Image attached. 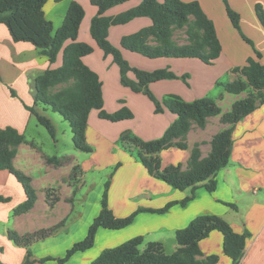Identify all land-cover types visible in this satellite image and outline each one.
Masks as SVG:
<instances>
[{
  "label": "trees",
  "instance_id": "obj_1",
  "mask_svg": "<svg viewBox=\"0 0 264 264\" xmlns=\"http://www.w3.org/2000/svg\"><path fill=\"white\" fill-rule=\"evenodd\" d=\"M47 1L0 0V23H5L11 27L13 16L17 13H25L31 22L40 28L44 40L39 42L30 37L21 39L35 42L40 52L46 55L51 63L57 61L62 50L63 57L60 66L50 67L35 76L33 80L35 103L32 106L27 105V108L37 116L39 122L45 125L53 136L55 135V127L52 121L40 113L36 109V105L42 104L44 107H50L52 110L60 112L71 125L76 148L90 152L92 147L87 143L85 134L92 109H97L101 118L111 121L131 119L135 115L126 104L114 112L105 109L101 76L84 60L85 56L95 51V47L91 43L79 39L81 25L86 14L85 7L79 1L72 0L62 24L55 31L53 21L45 15L44 6ZM90 1L98 7V13L92 18L90 25L93 39L104 51L106 57L113 56L114 62L119 66L121 83L134 92H146L155 101L156 112L158 113L163 112L164 107L150 91L149 84L165 79H174L178 75L170 68L145 70L132 66L124 57L121 49L114 46L110 41L111 26L125 24L137 17H150L153 21L151 25L142 27L134 33L126 34L121 40L123 48L150 58L199 57L212 63L222 52L216 26L198 0H164L162 2L159 0H142L137 6L116 15H107L106 12L127 0ZM223 1L234 26L239 28L241 15L232 8L228 0ZM256 12L264 24V7L261 3L256 4ZM185 24H192L190 30L192 34L197 35V30L200 29L203 41H194L187 45L172 44L170 37L173 28ZM152 38L161 41V43L151 44ZM256 53L258 57L262 56L259 51ZM233 70L245 76L247 81L237 78L233 81L223 82L221 85L225 91L241 94L247 90L249 84L254 87V91L246 97L236 100L230 110L223 111L217 101L209 97L191 102L184 100L178 94H173L170 97H165L164 102L173 112L177 113L178 119L167 128L163 136L153 140H144L137 135L124 132L121 139L130 138L131 142L138 146V157L151 175L163 179L179 190H186L190 187L195 190L202 182H205V186L210 191L215 189L216 183L213 177L230 162L233 147V126L252 113L257 108L258 102L264 105V64L254 58H249L247 64L234 67ZM130 73L134 77H131ZM64 82L69 84L54 94L49 92L51 87ZM12 92L15 94L13 90ZM212 115H220L221 122L227 126L212 138V150L209 155L202 158L201 149L196 145L191 152L187 170H182L181 164L163 167L160 156L154 154L172 146L186 148V141L182 139L175 141V139H185L192 119L198 121L203 127L206 125L207 117ZM23 142H27L24 133L19 132L13 126L3 128L0 125V169L11 172L23 184L27 195L25 202L15 208V213L31 209L37 201V192L31 177L17 169L13 162L17 153L16 147ZM47 159L50 162L61 164L67 157L48 156ZM75 167L78 170V167ZM193 198L194 194L185 197L180 202L182 205H186ZM0 200L8 201L9 198L0 195ZM174 203L169 202L165 207L159 209L139 208L128 216L117 217L109 206L106 189L102 197L100 213L89 226L86 237L75 242L66 254L59 257L58 260L65 262L76 252L93 247L97 231L101 227L122 229L133 223L139 212L148 210L162 213ZM64 224L65 221H62L53 227L22 235L10 231L9 236L17 244L28 247L34 240L58 232ZM214 229L222 232L224 237L223 249L225 254L231 257L232 264H239L251 233L248 230L242 233L236 231L226 219L215 214L199 215L192 219L186 227L178 229L176 239L179 247L173 253H164L163 244L158 241L149 242L146 248H141L144 237L139 235L118 246L105 249L91 264H218L220 260L218 254H210L204 259H198V256L203 254L200 241ZM32 263L31 252L29 251L25 264ZM0 264L4 263L0 262Z\"/></svg>",
  "mask_w": 264,
  "mask_h": 264
},
{
  "label": "crops",
  "instance_id": "obj_2",
  "mask_svg": "<svg viewBox=\"0 0 264 264\" xmlns=\"http://www.w3.org/2000/svg\"><path fill=\"white\" fill-rule=\"evenodd\" d=\"M77 1L85 7L87 13L81 25L79 39L91 43L95 50L99 51L100 47L89 31L92 18L98 13V7L93 5L90 0ZM141 1L127 0L108 9L106 14L116 15L137 6ZM159 1L162 2L164 0ZM198 1L207 15L215 21L218 36L223 46L219 60L229 66L228 71L232 81L237 78V74L233 70L234 67L245 65L250 56H254L256 60L264 64V27H258L257 13L255 14L254 10L252 11L256 2H264V0H229L233 8L242 11L244 19L248 13L245 9L239 7V2L248 3V17L252 20L250 30L252 33L254 31L253 25L255 24L256 26L257 24V36H253V39L257 48L262 51L261 57L256 56L252 48L249 50L247 48L243 49L239 43L228 44L229 37L225 35L228 34V31L232 32L231 28L234 26L227 15L226 5L223 0ZM71 2L72 0H48L45 4V15L53 21L55 29L62 24ZM152 22L150 17L142 16L125 24L113 25L110 28L109 37L117 45L124 35L134 33L140 27L151 25ZM126 24H128L127 27L120 28V26ZM116 26H119V29ZM24 37H30L39 42L44 40L40 28L31 22L25 13L15 14L12 18L11 27L5 23H0V125L3 128L13 126L19 132L25 134L34 118L37 117L27 108V105L32 106L35 103L33 80L35 76L46 69L60 66L62 57L59 54L57 61L51 63L49 58L40 52L35 42L21 39ZM125 55L132 57L131 54L126 52ZM87 56L84 57L85 62L95 69L93 63L97 58L88 60ZM12 90L15 94H13ZM131 91L134 92L133 90ZM229 94L231 93L224 91L218 95L216 101L220 107H226L224 104L226 100L230 99ZM242 98L244 96L239 99ZM236 100L234 99V101ZM232 104L230 107L223 108V110H230ZM43 107L44 105L42 104L36 105V109L40 113ZM218 118L221 122L220 116ZM167 125L168 122L156 131H160V134ZM226 126L222 123V126H219L213 135ZM194 128L192 127L188 133L186 148L190 151V154L188 158L184 159V163H180L182 170L188 169L191 152L195 144L200 141L196 137L192 138V140L190 139V133L195 130ZM199 129L200 132L198 133L201 135L204 128L199 127ZM138 131L143 135L140 127ZM144 133L151 135L152 131L149 129ZM195 135L197 136V133ZM232 136L233 147L230 162L213 177L216 187L211 191L205 186V182L199 184L195 190L191 187L184 191L174 189L164 180L151 175L147 167L138 159H134V157L128 159L126 155L123 156V167L117 168L116 176L113 174V183H117L116 187L110 190L108 194L109 206L117 217L128 216L139 208L159 209L165 207L169 202L175 203L162 213L148 210L141 211L137 214L133 223L122 229L99 228L94 246L85 251L76 252L65 262H60L58 258L63 257L75 242L86 237L89 226L100 213L103 195L99 193L92 202L88 195H83L79 199L74 197L70 202L63 200L51 208L46 199L44 200L43 192L39 190L41 184L38 183L39 180L36 177L41 173V168L36 164V161H43L41 156H47L28 140L19 144L17 146V154L13 159L14 165L32 178V184L37 190L38 199L31 209L15 213V208L25 202L27 195L23 193L19 181L11 172L0 169V195L9 198L8 201L0 200V235H3L9 247L7 254L2 252L0 258L5 264H25V248L16 247L15 243L8 239V235L13 230L21 234L26 233L28 229L32 230L30 223L35 222L37 217H48L52 225L65 221L57 235H64L65 238L69 237L65 241L63 249L58 252L52 250L47 253H40V251L34 250V254H31L32 264H91L105 249L118 246L139 235L145 238L148 237L147 244L145 245L143 242L142 245L144 246H141V248H146L149 242L158 241L163 244L164 253H173L179 247L176 239V231L178 229L186 227L192 219L199 215L215 214L226 219L236 231L242 233L248 230L251 233L245 253L239 264H264V105L258 102L257 108L252 113L237 122L233 126ZM176 140L178 139L176 138ZM108 143L110 144V141ZM159 154L160 151L154 155L159 156ZM69 155L72 157L74 166H79V169L84 166L85 162L80 164V160L76 158L74 152ZM112 163H116V161H108V165ZM170 165L178 164L171 161L167 166ZM94 166L93 169L95 168ZM123 169L121 177L117 179L119 171ZM65 170L67 171V168ZM56 172L57 169L46 170L43 175L45 176L47 173V177L60 178L58 176L59 173L56 175ZM80 173L82 178H84L86 172L80 171ZM137 178L140 181L141 179L143 180L144 185L142 188L137 186ZM103 180L104 178L101 179V182ZM123 182L125 183L123 184ZM192 194H194V198L186 205H182L180 201ZM41 200H44V202L41 203ZM81 200H83L82 205L79 204ZM223 240L224 237L221 231L212 230L207 237L200 241L203 254L198 256V259H204L210 254H218L220 256L218 264H232L231 257L224 252ZM34 246L33 244L32 248ZM43 255L48 258L45 260L40 259Z\"/></svg>",
  "mask_w": 264,
  "mask_h": 264
},
{
  "label": "rangeland",
  "instance_id": "obj_3",
  "mask_svg": "<svg viewBox=\"0 0 264 264\" xmlns=\"http://www.w3.org/2000/svg\"><path fill=\"white\" fill-rule=\"evenodd\" d=\"M257 3H261L264 7V2H256L254 8L252 9V11L254 10L255 14L257 13L256 12ZM229 4L231 5L230 2ZM247 5L248 3L239 2V7L245 9V11L249 14ZM235 10L241 15L240 27L237 28L234 26L227 12L228 17L230 18L231 23L234 26L231 28L232 32L228 31V34L225 35L226 37L227 36L229 37L228 44L231 45V44L239 43L240 46L243 47V49L247 48L249 50L250 48H252V50L255 52L257 56L256 53L257 51L262 53V51L257 48L256 43L253 39V36H257V29H256L257 24L256 26L255 24L253 25L254 31L251 33L250 28L252 26V20H250L248 14L245 15V19L249 23L242 16V11L240 9L239 10L235 9ZM256 16L258 17V15ZM213 22L215 24L214 20ZM191 25L192 24H185L184 26L174 27L172 31V35L170 37V41L172 42V44L187 45L193 43L194 41L202 42L203 41L201 38L202 31L199 29L197 30L198 33L197 35H195L194 33L192 34L190 31ZM127 26L128 24L124 26H120V28L122 29L123 27H127ZM260 26L264 27V24L261 22V20L258 17V27ZM116 28L119 29V26H116ZM56 30L57 29H55V31ZM150 43L160 44L161 41H156L155 39L152 38L150 40ZM112 44L121 49L124 57L130 62L132 66H137L145 70L170 68L178 75V77L174 79L159 81V82H152L149 84L150 91L155 95V97L162 103L164 107V111L158 113L156 112L155 101L146 92L144 91L132 92L129 87H126L121 83L119 76L120 73L119 66L117 65V63L114 62L112 55L106 57L104 52L100 48L99 51L101 52L95 50L92 54L87 56L88 60L97 58V60L93 63V66L95 67L94 70H96L99 73L103 81L105 109L109 112H114L118 110L123 104H126L128 107L132 109L135 116L131 119L111 121L105 118H101L99 116V111L95 108L92 109L89 115L86 134H85L87 143L92 147V151L88 152V151L78 150L76 148L74 144L71 125L69 121H67L60 112L54 111L50 107L49 108L43 107L41 109L42 110L41 113L47 116L52 121L55 127V135L53 136L49 132L48 128L45 125L41 124L38 118L35 117L32 123L30 124L28 131L25 133L26 139L32 144H34L36 148H39L41 152H43L47 157L48 156H57L61 158L67 157V159H65L61 164L50 162L48 161L47 157L44 156H41L43 161H36V164H38L39 168H41V173H39V175L36 176L37 179L39 180L38 183L41 184L39 190L43 192V198L44 200L46 199V202L51 208L55 207L57 203L63 200L66 202H70L71 199H73L74 197L76 199H79L82 198L83 195L84 196L88 195V197L91 198L90 201L92 202L93 200H95V197H97L99 193L100 195H103L106 192V189H107V193L109 194V191L113 190L116 187L117 183L116 184L113 183V177L116 173L117 168L123 167L122 157L126 155L128 159H130V157L131 159L132 157H134V159L136 158L139 161H141L138 157V149H139L138 146L135 145L133 142H131L130 138H125V140L121 139V136L124 134V132H128L132 135H137L144 140H153L163 136L167 128L178 119L177 113L173 112L168 106H166L164 102L165 97H170L173 94H178L184 100L191 102L195 100H199L203 97H209L216 100L218 95L221 92L225 91L221 83L232 81V77L230 75V72L228 71L229 66L223 64L219 60V57L221 56L222 52L216 60H214L212 63H209L202 60L199 57L150 58L141 53L123 49L121 45V39H120V43H118L117 45H115L113 42ZM222 51H223V46H222ZM125 52L131 54L132 57L126 56ZM60 54L61 57H63L62 50ZM249 58H254L256 60L254 56L253 57L250 56ZM236 74H237V78H241L247 81V78L242 74L240 73H236ZM130 76L134 77L132 73H130ZM67 84L69 83L64 82L57 84L51 87L49 92L54 94L56 91L65 87ZM252 91H254V87L251 84H249L247 90L242 92L241 94H233V93L229 94L230 99L225 101L224 106L226 107L223 108L230 107L232 102H235L234 99L238 100L240 97L243 96L245 97ZM226 103H228L227 104L228 106L226 105ZM219 116L220 115L208 116L206 119V125L203 127L200 126L198 121L192 119L191 126L188 132L186 133L185 139L177 138L178 140L175 139V141H179L182 139L187 143L188 133L190 132L192 127H195L194 128L195 130H193L190 133V139L192 140V138L194 137L200 139V141L197 142L195 146L198 145L199 148L201 149L202 158H205L204 157L205 154H207L206 155L207 157L212 150L211 141L215 135V134L213 135V133L218 130L219 126H222V123L219 121L218 118ZM172 118H174L173 121ZM166 122H168V125L159 134L160 131L157 132L156 130L161 129L163 125H166ZM139 127L143 135H141L140 132L138 131ZM199 127L204 128V131L202 132L201 135L200 133H198L200 132ZM149 129L152 131V133H150L151 135H149V133L147 134L144 133L146 130ZM196 133L197 136L195 135ZM147 136H151V137H147ZM109 141L110 144L108 143ZM73 152L76 155V158L80 160V164H82L81 162H85L84 164L85 167L82 166L79 169L78 166V170L76 169L71 159L72 157L69 155L72 154ZM189 154L190 151L187 148L172 146L161 150L159 156L161 158L163 167H166L168 163L171 161H174L175 164L184 163L185 162L184 159L188 158ZM108 161H114V162L116 161V163H112L111 165H108ZM93 166L95 167L94 169ZM101 166H106V167L102 168ZM54 168L57 169V172L55 174L58 175L57 173H59L58 176L60 178L54 179L53 177H49V176L47 177L46 176L47 173L45 174L46 176L45 178L43 173L46 172V170H51V169L55 170ZM65 168H67V171L65 170ZM124 169L119 171L117 179L121 177ZM80 171L86 172L84 178H82ZM102 178H104V180L101 182ZM83 180L86 182H84ZM17 181L19 180L17 179ZM124 183L125 182H123V184ZM19 184L21 186L23 193H25L23 184L20 181ZM143 185H144L143 180L141 179L140 181V179L137 178V186L142 188ZM37 199H38V194H37ZM44 200H41V203L44 202ZM82 203L83 200H81V203L79 204L82 205ZM51 223L52 222L51 220L48 219V217H44V218L37 217L35 222L30 223V228L33 229L32 230L28 229L26 233H32L39 229H43V228L46 229L55 226L52 225ZM13 233L22 235L21 233H18V231H14V230ZM57 233L58 232L50 236H47L45 238L36 239L28 247L22 244H17L9 235H8L9 236L8 239L12 240L15 243L14 245L16 247L25 248V255L27 256L29 251L33 255L35 252L34 250L38 252L40 251V253H47L52 250L58 252L60 249H63L65 241L68 239L69 236L65 238L64 235L59 236V234L57 235ZM147 241H148V237L146 238L144 237L145 245L147 244ZM0 243H1L0 254L2 252L4 254H7L9 247L7 246V242L3 238V235H0ZM33 244L35 246L32 248ZM47 258L48 257H45L43 255L41 256L40 259L45 260ZM0 262L3 263V260L1 258H0Z\"/></svg>",
  "mask_w": 264,
  "mask_h": 264
}]
</instances>
